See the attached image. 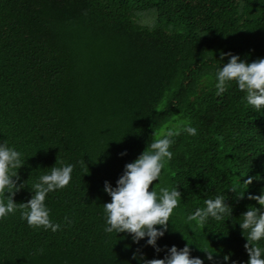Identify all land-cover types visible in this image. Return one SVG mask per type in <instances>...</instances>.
Returning <instances> with one entry per match:
<instances>
[{
	"label": "trees",
	"instance_id": "obj_1",
	"mask_svg": "<svg viewBox=\"0 0 264 264\" xmlns=\"http://www.w3.org/2000/svg\"><path fill=\"white\" fill-rule=\"evenodd\" d=\"M222 52L264 57V0H0V141L25 162L15 202H27L57 161L75 166L69 184L46 198L61 229L30 227L19 209L0 218V264H138L137 249L163 258L146 238L136 244L104 231V183L115 186L126 163L185 124L197 134L174 138L173 157L149 188L182 193L158 245L190 242L193 256H205L198 245L245 264L236 222L259 207L247 194L264 189V179L242 183L264 177V109H251L234 82L222 96L205 82L227 63ZM233 186L245 190L238 202ZM216 194L227 196L232 218L186 221Z\"/></svg>",
	"mask_w": 264,
	"mask_h": 264
},
{
	"label": "clouds",
	"instance_id": "obj_2",
	"mask_svg": "<svg viewBox=\"0 0 264 264\" xmlns=\"http://www.w3.org/2000/svg\"><path fill=\"white\" fill-rule=\"evenodd\" d=\"M221 56L229 57L227 63L221 65L214 76L204 77L205 82L215 89V95L222 96L230 82H234L237 89L244 94L243 99L251 109L256 112L264 109V57L248 62L230 52H222ZM181 131L191 136L197 134V128L191 124H185L182 129L169 127L160 138L152 141L138 158L126 163L115 186L105 181L104 191L111 200L103 204L104 231L114 232L116 235L127 233L136 244L146 238L145 243L152 246L157 253L165 252L163 258L147 259L140 249H137L132 258L137 260L138 264H205V261L210 264H240L231 259V253H224L222 259H218L220 250L216 248V251H213L209 247L197 245L205 253L204 258H201L192 255L190 242L182 248L172 245L162 249L158 245V240L169 230L170 217L180 202L182 193L178 186L161 187L159 192L155 186L151 190L149 188L153 181L160 178L166 161L172 159L173 153L170 149L175 143L174 138L180 135ZM148 147L150 150H147ZM126 154L120 153L121 156ZM92 160L95 162L97 158ZM24 164L21 151L11 146L7 139L0 141V218L14 214L19 209L21 219L30 227H42L56 232L62 225L50 219L51 210L46 204V198L49 193L63 189L69 184L75 166L62 163L60 166L50 167V171L39 175L31 186V198L27 202L17 203L13 197L25 186L24 183H17L20 179L18 169ZM14 177L16 179H13ZM260 179L264 177L257 174L249 176L242 183L248 188L253 180ZM229 189L234 193L237 202L245 197V190L237 186ZM247 198L256 201L259 207L249 205L236 222L247 241L244 245L248 254L245 264H264V189H261L259 194L248 193ZM227 199L225 194H216L204 199L203 206L191 211L186 221H195L200 226H207L210 221L225 222L233 217V206ZM64 220L71 223L67 216Z\"/></svg>",
	"mask_w": 264,
	"mask_h": 264
},
{
	"label": "rangeland",
	"instance_id": "obj_3",
	"mask_svg": "<svg viewBox=\"0 0 264 264\" xmlns=\"http://www.w3.org/2000/svg\"><path fill=\"white\" fill-rule=\"evenodd\" d=\"M148 13H152V12L148 11V12L144 13L142 16H145V15L148 14ZM142 16H141V17H142Z\"/></svg>",
	"mask_w": 264,
	"mask_h": 264
}]
</instances>
